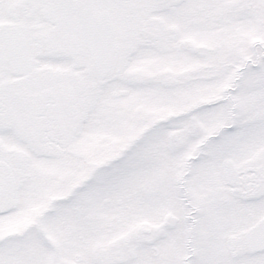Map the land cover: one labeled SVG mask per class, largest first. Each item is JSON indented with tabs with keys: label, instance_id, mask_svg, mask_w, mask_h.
<instances>
[{
	"label": "snow or ice",
	"instance_id": "obj_1",
	"mask_svg": "<svg viewBox=\"0 0 264 264\" xmlns=\"http://www.w3.org/2000/svg\"><path fill=\"white\" fill-rule=\"evenodd\" d=\"M0 264H264V0H0Z\"/></svg>",
	"mask_w": 264,
	"mask_h": 264
}]
</instances>
